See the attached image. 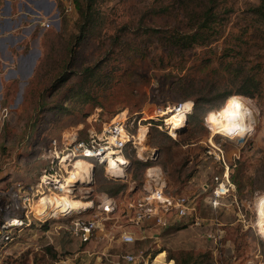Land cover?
<instances>
[{
    "label": "rangeland",
    "instance_id": "rangeland-1",
    "mask_svg": "<svg viewBox=\"0 0 264 264\" xmlns=\"http://www.w3.org/2000/svg\"><path fill=\"white\" fill-rule=\"evenodd\" d=\"M27 1L0 0V18L7 16L8 6L14 13L19 9L26 12L24 2ZM187 1L95 0V21L74 45L71 75L51 97H47L48 104L44 109H39L37 96L42 88L51 86L54 76L68 61L70 42L78 33V13L73 0H50L52 8L48 15H43V30L33 27L35 19L31 4H26L33 10L28 11L29 19L23 21L29 26L24 34L20 30L1 31L0 28V45L15 44L9 50L0 47V185L35 178L46 165L43 153L50 138H87L99 133L124 111L126 129L130 133L136 136L141 130L146 132L144 144L138 143L134 149V157L150 160L152 165L131 179L126 171L129 160L122 156L127 160L121 165L122 176L108 175L104 166H97L91 178L78 181L69 195L96 203L103 193L112 196L98 190V181L113 178L125 182L122 194L112 196L120 204L117 216L124 223L121 213L125 204L149 188V181H152L148 169L156 167L160 176H155L160 177L169 192L189 196L195 201L199 224L189 221L185 225L149 229L143 239H140L141 231L134 228L135 243L121 244L118 250H131L141 255L133 264L152 263L159 252L173 264H204L208 260L211 261L208 264H264V238L258 225L261 215L264 217V189H254L249 194L250 187L263 180L264 86L253 97L230 95L231 98L239 95L249 114L250 129L243 136L233 137L217 130L219 117L230 96L213 108L203 106L198 109L189 123L185 121L178 137L176 130L169 127L168 115L161 113V110L173 109L179 102L188 101L183 106L189 109L193 104L191 99L183 100L180 91L175 89L172 82L177 71L171 68L180 63L194 64L188 77L196 83L205 82L210 76L195 68L206 57L212 58L210 67L218 66L217 57L228 44L229 36L242 28L247 27L243 48L248 58L264 64V24L255 21L250 11L258 0H222L217 9L225 19L220 37L208 46H196L183 52L175 50L168 55L164 38L175 27L189 23L184 10ZM189 5L195 6L196 1ZM149 28H157L161 33L156 36L145 34ZM34 49L37 51L32 53L26 65L28 62L24 57ZM134 49L142 53H134ZM92 66H96L100 76L97 83H89V87L74 95L82 76L79 73ZM184 72L185 69L181 74ZM85 90L92 98L87 102H84ZM63 103L70 113L61 111L54 115V111L47 109ZM33 124L36 125L29 134ZM176 137L177 143L170 139ZM209 141L223 152L229 174L234 171L236 161L241 162L239 179L246 185L238 194L229 176L232 186L215 207L209 203L212 180L222 174L224 164L216 160L213 153L207 152L217 150ZM141 147L144 149L140 150ZM63 212L65 210L53 215L60 216ZM63 221L52 218L43 223L34 222L23 229L4 250L0 264H62L72 256H76L75 259L65 264H96L97 255L119 238L118 228L108 226V236L94 238L89 245L81 246L77 239L58 227ZM47 248L55 252L56 259L51 258ZM119 254L104 255L98 264H116Z\"/></svg>",
    "mask_w": 264,
    "mask_h": 264
},
{
    "label": "built area",
    "instance_id": "built-area-1",
    "mask_svg": "<svg viewBox=\"0 0 264 264\" xmlns=\"http://www.w3.org/2000/svg\"><path fill=\"white\" fill-rule=\"evenodd\" d=\"M185 103L179 102L173 109H178ZM190 111L191 107L186 115ZM126 119L124 117L122 120H112L99 133L87 138H50L43 153L46 165L35 178L30 181L12 180L9 184L0 185V257L23 229L30 227L34 222L43 223L52 218L64 220L58 227L81 243L92 241L99 230L108 236V226L116 224L119 228V240L125 244L136 241L132 231L134 228L141 231L142 238H145L147 227L146 232L153 227H172L176 221L182 220L199 224L195 201L189 196L169 192L160 178L154 176H150L152 182L149 181V188H145L143 194L125 204V210L121 213L124 223L117 221L119 202L106 193H103L96 203L91 201V206L81 212L60 216L38 214L37 204L44 196L55 192L73 193L75 184L80 181L71 179V171L77 160H86L92 167L97 162L105 168L108 156L122 155L126 143L130 142L133 147H137L139 142L135 135L126 129ZM209 143L217 150L207 152L213 153L215 159L224 164L222 174L214 176L212 180L214 185L209 203L215 207L219 198L229 192L232 183L223 152L210 141ZM138 256L141 255L123 251L117 256L116 264H133Z\"/></svg>",
    "mask_w": 264,
    "mask_h": 264
},
{
    "label": "trees",
    "instance_id": "trees-1",
    "mask_svg": "<svg viewBox=\"0 0 264 264\" xmlns=\"http://www.w3.org/2000/svg\"><path fill=\"white\" fill-rule=\"evenodd\" d=\"M94 1L95 0H73L74 7L78 13V33L74 35L72 41L70 42V46L68 48L70 51V57L68 61H65V65L62 67L61 71L54 76L50 86L52 88L46 86L39 92L37 96L38 100H36L39 105V109L45 108L46 104H48L46 101L47 97H51L57 91V89L68 80L69 75H71L70 68L72 59L74 58V45L78 44L82 36H84V33H86L87 29L92 28L95 21L93 13ZM191 1H196V5L190 7L189 2ZM221 1L222 0L187 1V3L184 5V10L188 14L189 23L185 24V26L183 25L180 27H175L164 38L166 47L168 49V55H171L175 50L183 52L184 50H188L196 46H208L214 40L220 37V32L223 27V20H225L224 17L221 16L217 11ZM250 11L254 15L255 21L259 22L260 24H264V0H258L257 4L250 8ZM144 33L156 36L157 33H161V31L157 28H149L146 29ZM246 34L247 27L242 28L236 34L229 36L228 44L223 47L219 57H217L218 66L210 67L212 58L209 57H206L200 61L195 70L199 72H205V74L210 76L203 83H196L195 81H192L190 77H188V73L194 68V64L185 66L184 63H180V65L176 67L173 66L171 68L177 71L176 79L174 82H172L175 86V89L180 91L183 100L191 99L193 101L191 112L186 115L185 121L187 123H189L190 118L196 116L197 110L202 109L203 106H207L209 109L213 108L220 101H222V99L232 94H243L253 97L256 93H259L264 86V64L261 61L249 59L247 52L243 48V44L246 41ZM138 50L139 49H134V53H142V51ZM184 69L185 72L181 74ZM79 74L82 76L76 85V93L74 95H78V93L81 92L79 90L89 87L91 83H97L98 79L100 78L98 72L96 71V66L86 67L84 68V71ZM68 88L71 89V86ZM83 94L85 95L84 102L92 99L89 97L88 90H85ZM230 98L231 96L227 100L223 110L226 109ZM47 109L48 111H54V115L56 114L55 112L61 111L63 114L70 113L68 106H65L64 103ZM40 115L42 116L44 114ZM36 124L31 126L29 134H32V130ZM176 132L178 137L179 134H181V129H177ZM177 137L170 139L177 143ZM134 149L135 147H133L130 142L126 143L122 149L123 157L129 160L126 171L128 177L131 179H135L138 175V172L152 165L150 160L143 161L134 157ZM262 165L263 173L261 176L263 177V180L258 184H253L255 187H250L249 194H251L254 189H264V163ZM97 166L103 167L102 164L95 162L94 169L97 168ZM240 170L241 162L236 161L234 171L230 172L229 174L230 180L235 185L238 194H241L244 187H246V185L242 184L241 180L239 179ZM96 185L98 190L105 191L112 196H118L120 193L122 194L126 183L120 182L119 180H115L113 178H108L103 179L101 182L98 181ZM136 198L131 197L130 199L134 200ZM239 199H241V196H239ZM189 221H176L174 226L179 224L185 225ZM46 251L51 254L52 259H56V254L55 252L52 253L51 248H47ZM175 261L177 260L175 259ZM208 263H211V261L208 260L207 262H204V264Z\"/></svg>",
    "mask_w": 264,
    "mask_h": 264
},
{
    "label": "bare ground",
    "instance_id": "bare-ground-1",
    "mask_svg": "<svg viewBox=\"0 0 264 264\" xmlns=\"http://www.w3.org/2000/svg\"><path fill=\"white\" fill-rule=\"evenodd\" d=\"M246 106L244 100L239 96L235 95L229 101L228 107L225 111L220 115L219 122L217 126V130L221 134L237 137L246 133L250 129V124L247 123V116H249L248 111L246 110ZM189 108L184 107L183 105L178 109H169L161 110V113H166L168 115L167 121L169 123V127L177 130L184 126L186 113ZM125 112L119 113L116 118L118 120H122L124 118ZM151 114V113H150ZM242 130L244 132H242ZM74 135V134H73ZM72 135V136H73ZM243 136V135H242ZM146 137V132L141 130L135 136L140 144H144ZM74 138V137H73ZM139 147V146H138ZM144 147H141L140 150H143ZM141 154V152H140ZM108 161L105 165V170L108 175L113 176H122L123 169L122 164L126 163L127 160L122 157V155H116V157H109ZM124 168V166H123ZM91 169L92 164L86 160H77L74 164V167L71 171V179L75 178L76 180H89L91 178ZM160 176V172L156 167H151L148 169V176ZM160 178V177H157ZM84 199H80L77 197H73L66 192L62 193H51L47 196H44L40 199L37 204V212L42 216L53 215L54 212L64 211L63 214L73 213V212H81L91 206V201L84 202ZM263 206V205H262ZM261 207L260 211L263 210ZM67 212V213H66ZM259 232L264 238V217L259 218L258 220ZM149 264H173L172 261L165 260V254L163 252H159L155 258L152 260V263Z\"/></svg>",
    "mask_w": 264,
    "mask_h": 264
},
{
    "label": "crops",
    "instance_id": "crops-1",
    "mask_svg": "<svg viewBox=\"0 0 264 264\" xmlns=\"http://www.w3.org/2000/svg\"><path fill=\"white\" fill-rule=\"evenodd\" d=\"M33 1H36V0H31V1L28 0L27 2H24V3L28 4V5L31 4L32 7H33V9H34L33 10L32 8H30V6H28V5L25 4L24 9L26 10V12H22V10L19 9L18 12L14 13L13 11L10 10V7L8 6L7 7V10H8L7 11L8 12L7 16L6 17H3V18H0V28H1V31H4V30L11 31L12 30L13 32H15L16 30H20L21 34H24L26 28H28L29 26H28V24L27 25H24L23 24V21L29 19L28 15H30V14H29L28 11H31V10H33L35 12L34 13L32 11L33 14H34L33 19H35V22L33 23V27L37 26L38 29L43 30L44 27L42 25H43V21L45 20V17H43V15L44 14L48 15L50 8H52V6L49 4L50 3V0L49 1L48 0H41V2L36 1V3L33 2ZM28 33H30V31ZM12 45H15V44L12 43L11 45L8 46L7 44L3 43V44L0 45V47L4 48L5 50H9ZM36 51L37 50L34 49L29 55L26 56V58L24 57V59H26V61L28 62V63H26V65L29 64V60H30V58L32 56V53L33 52H36ZM25 74H27V73H25ZM87 201L88 200H85L84 202H87ZM117 221L119 222L120 220L117 219ZM109 227H111V225ZM112 227L118 228L117 224L114 225V226H112ZM146 229H145V232H146ZM150 229H159V228H154L153 227V228H150ZM163 229H165V228H163ZM118 230H119V228H118ZM105 236L106 235L103 234V232L99 230L97 232V235H96L95 239L96 238H99V239L102 238L103 239ZM140 239H143L142 236H140ZM92 241L82 244L80 241L77 240V242L80 245H86V246L89 245ZM121 244L124 245V246L130 245V244H127V243L125 244V243L120 242V240L118 238V240H116L115 242H113V244H111L110 247H107L106 249H104V251L100 254L101 256L100 255H97L96 260H95V263L98 264V260H101V257L104 256V255L114 256L117 252L118 253L119 252L120 253L123 252V250L122 251H119L118 250V248H119V246H121ZM82 252L85 253L84 250H82ZM128 252H131V251H128ZM75 255H77V254H75ZM75 257L76 256L67 257L66 260H63V262H61V263L62 264L63 263L65 264V263L69 262L70 260L75 259Z\"/></svg>",
    "mask_w": 264,
    "mask_h": 264
},
{
    "label": "water",
    "instance_id": "water-1",
    "mask_svg": "<svg viewBox=\"0 0 264 264\" xmlns=\"http://www.w3.org/2000/svg\"><path fill=\"white\" fill-rule=\"evenodd\" d=\"M38 55H39V53H37V54L35 55V60H36V58L38 57ZM35 60H34V63L30 66V70H29V72L32 71V68H33V66H34V64H35ZM93 170H94V166L92 167V172H93Z\"/></svg>",
    "mask_w": 264,
    "mask_h": 264
}]
</instances>
